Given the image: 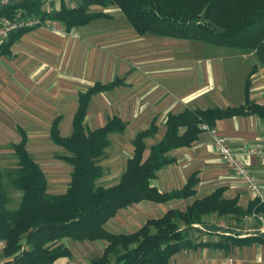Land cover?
Masks as SVG:
<instances>
[{"label":"crops","instance_id":"1","mask_svg":"<svg viewBox=\"0 0 264 264\" xmlns=\"http://www.w3.org/2000/svg\"><path fill=\"white\" fill-rule=\"evenodd\" d=\"M37 1L39 9L47 12L58 10L62 2ZM63 1L65 5L74 6L78 0ZM110 10L109 7L93 5L89 11L101 12L103 16L80 27H73L67 34L59 21H55L49 28L40 26L27 29L13 36L11 43L4 49L5 52L0 54V170L6 165H14L13 146L24 136L28 156L45 175L46 194L54 196L66 191L69 177L60 176V171H55L54 177L48 178L47 168L43 170V140L53 148L65 151L52 143L50 127L55 123L61 136H70L73 114L79 105L78 97L96 84L109 85L110 88L89 95L82 125L86 130L94 131L113 117H118L125 129L120 134L113 132L107 136L109 145L104 150L105 159L101 160H107L105 154L113 156L111 140L116 136L121 137L128 140L124 148L125 154L124 151H115V154L124 156V161L119 162L122 168L132 155L131 139L140 130L147 129L153 118H156L155 125L159 128L160 138L165 131L164 121L170 113L178 115L183 109L204 111L207 108L241 107L245 103V78L248 75V100L259 107L264 105V66L258 63L253 51H245L247 53L244 54L239 52L254 60L255 64H251V61L244 64H224L210 60L211 58H206L208 60L204 64H184L182 58L177 63L175 54H170V51L164 52L170 59L168 63H153L150 57L149 60H145L144 56L140 57V53L144 52L142 47H138L139 42H144L143 39L148 38L146 35L149 33L144 36L134 32L121 11L117 9L119 13L114 18ZM15 11L17 13L20 10ZM96 19L100 21L97 22ZM118 19L123 22L121 28L116 26ZM150 36L157 37L154 34ZM137 55L144 63L141 64L147 72L146 77H141V73L128 71V67L133 65L129 61H136ZM214 123L215 134L224 136L233 149H256L263 143L261 134L264 118L257 114L219 118ZM150 140L153 139H146V143ZM212 145L213 137L209 133L197 132L189 146L183 145L167 151L166 156L171 160L156 172L151 182L158 192L168 194L181 190L192 177L196 179L192 187L195 192L193 197L173 198L164 203L148 200L132 203L125 209L118 210L114 217L106 221L107 231L112 234L137 231L148 221L155 220L170 209L182 211L190 202L207 197L218 189L222 191V197L236 198V204L243 213L246 212L253 200L252 194L244 190L230 175L228 167L219 160ZM148 154L147 146L143 155L146 157ZM57 158L58 167L63 165L69 169L64 160L59 156ZM115 159L118 157L114 156L109 162ZM248 162L250 171L264 189V160L252 156ZM115 174L110 179L117 182L123 173ZM100 178L97 181L99 184ZM15 205L14 203L11 207L14 208ZM210 213L223 219L217 224L221 227L227 216L239 217L235 220L236 223L244 226L247 222L244 218L247 214L243 213L237 217L229 213L221 216L215 212ZM210 213L201 215L203 222L209 219ZM258 214L264 216V213ZM230 222L236 225L235 222ZM197 226L198 223L191 225L192 228ZM256 234L264 236L259 230L251 233ZM251 235L232 236L233 239L225 237L224 241H193L188 247L171 254L168 261L169 264H264L263 244L257 241L247 244L233 242L234 239ZM69 240L63 237L53 244L55 247L63 246L70 255L56 259L52 264H87L88 258L96 255L95 252L101 256L106 243L76 240L74 243ZM6 258L8 263L12 256Z\"/></svg>","mask_w":264,"mask_h":264},{"label":"trees","instance_id":"2","mask_svg":"<svg viewBox=\"0 0 264 264\" xmlns=\"http://www.w3.org/2000/svg\"><path fill=\"white\" fill-rule=\"evenodd\" d=\"M61 1L59 9L53 12L39 9L37 0L12 2L0 10V17L12 18L15 10H20L23 17L61 22L67 34L71 28L103 16L101 12L89 11L93 5L101 8L113 5L138 34L210 42L241 52L251 50L258 63L264 66V0H78L74 6ZM27 29L31 28L9 34L0 45V54L5 52L13 36ZM248 76L245 78V103L241 107L207 108L204 111L183 109L178 115L168 114L163 124L164 133L148 147L149 154L144 157L146 139H153L159 131L156 118H153L147 129L140 130L131 139L132 155L125 162L123 174L109 187L97 182L103 174L99 162L109 145L107 136L113 132L122 133L124 124L118 117H113L94 131L86 130L82 125L89 95L106 90L109 85L96 84L78 97L70 136H61L55 123L50 127V139L65 149L66 155L59 157L71 170L68 188L60 195L46 194L45 175L28 156L22 136L13 146L14 165H6L0 170V239L5 242L4 256H12L8 263L52 264L54 260L70 255L63 246H53L66 237L72 241L106 242L101 256L90 259L87 264H169L171 254L191 243L187 230L181 229V222L189 228L202 220L201 215L210 212L218 216L242 214L236 198H224L218 189L207 197L194 200L183 211L170 209L137 231L112 234L105 227L106 221L118 210L132 203L142 200L164 203L173 198L194 196L192 187L196 179L192 177L181 190L168 194L158 192L151 182L156 172L171 160L166 156L167 151L189 146L195 134L200 132L199 124L214 127L219 118L249 113L264 118V105L259 107L247 98ZM10 203L16 204L14 208ZM253 209L264 213V203L258 205L253 199L243 214H249ZM252 241L264 245V236L256 234L233 240L236 244Z\"/></svg>","mask_w":264,"mask_h":264},{"label":"rangeland","instance_id":"3","mask_svg":"<svg viewBox=\"0 0 264 264\" xmlns=\"http://www.w3.org/2000/svg\"><path fill=\"white\" fill-rule=\"evenodd\" d=\"M107 7L111 9L110 11H111L112 17L118 16L119 12L117 11V8L115 6L108 5ZM96 21L98 22L100 21V19H96ZM125 21L127 22V20ZM122 23L123 22L121 21V19H118L116 26H119L121 28ZM150 35L151 34L146 35V37L148 36V38H144L143 39L144 42H139L138 47H142V50L144 52V53H140V57L144 56V58H146L145 60H149L148 58L150 57L151 58L150 60H152L153 63H157V64L168 63V60L170 59L164 53L167 51H170L169 52L170 54H175V57H176L175 61L177 60V63H179L178 61H180L179 60L180 58L184 59L185 61V62L183 61L184 64H190V63L204 64L207 62L209 58H211L210 60H215L217 63H224V64H231V63L244 64V63H249L250 61H251L250 62L251 64L256 63L254 60H250L248 56L246 55L242 56V53L243 54L247 53L245 52L246 50L240 54V52L236 48H232V47L224 48V46H218V45L214 46V45H211L210 43L197 42L196 40H183V39H178V38L170 39L169 37H151ZM154 41L156 42V44ZM151 52L153 53V55H151L152 54ZM129 63L133 64L132 66L128 67L129 72H133L134 74L141 73V77H146L147 72H145V70L143 69L142 67L143 65L141 64L143 63V61H140V59L138 58V55L136 56V61H131V62L129 61ZM45 134L46 132L44 131V137H45ZM158 136H160V132L156 134L153 140L148 141L146 143V146L148 147L153 146V144L156 143V140H158ZM111 141H113V145L111 148L113 156L111 157V155L109 156V154H105L107 155V160H104L105 158L102 157L104 159L99 162L100 165L104 168V176L100 178L101 180H100L99 185H103L107 187L114 185V182H115L110 179V176H113V174L115 173L122 174L125 170V167H123L124 168L123 169L122 165L119 164L120 161H124V159L122 158L124 156L115 154V151L116 150H119L120 152L124 151L123 154H125L124 148H126V145H127L126 143L128 140H125V139H122L121 137L116 136L115 138H112ZM43 144H44L43 170L47 168L46 175L49 176L48 178L54 177L55 171H58V172L60 171L61 173L59 174L60 176L63 175L65 177H70L71 170L69 166H68L69 169L68 168L66 169V167L63 165L61 167L57 166L58 165L57 156L61 155L60 153H63L66 155L65 151H63L61 148H53L51 145L47 144L45 140H43ZM119 151H116V152H119ZM114 156H117L118 159L113 160V162H109L110 159H112ZM47 162L50 165H48ZM56 166H57V170L55 168ZM192 202H190L189 205L187 204L183 210H185L187 206H191ZM208 218L209 219H207V221L203 222V220H201L197 222L199 224L197 228H192V227L185 228L186 226H184V222H181L182 224L181 229L187 230L188 232L187 236L190 237L191 242L201 240V239L206 240L207 242L209 241L211 242L214 239H217V240L223 239L222 241H224L225 237L232 238V236L237 237L238 235H243V234L245 236H249L251 235V233H257L258 231V230H252V229H256L259 227L257 220L255 219L248 220L247 215L244 216V218H246L247 220L245 226L244 224L241 225L239 223H236L239 217L237 218H230L229 216L225 217L224 226L222 227L217 224H220L219 221L223 219L216 218L214 213H210V215H208ZM228 220L235 222L236 225L235 226L232 225V223ZM71 242L75 243V241H71ZM100 242H105V241H98V243ZM95 253L96 255L88 258L89 259L88 262L90 261V259L94 257L96 258L99 257V254H97V252Z\"/></svg>","mask_w":264,"mask_h":264},{"label":"built area","instance_id":"4","mask_svg":"<svg viewBox=\"0 0 264 264\" xmlns=\"http://www.w3.org/2000/svg\"><path fill=\"white\" fill-rule=\"evenodd\" d=\"M21 2L23 0H0V10L12 2ZM55 21L46 19L33 18V16L23 15L18 11L12 18H6V16L0 17V45L3 44L9 37V34L15 30H22L26 28H36L40 26H53ZM71 32V30L69 31ZM68 32V33H69ZM200 132L209 133L213 137V150L219 157V160L224 163L228 169L230 175L236 179L244 190H247L252 194V199H255L258 205L264 203V189H262L258 178L250 171L248 165L249 158L255 156L258 160H264V124L262 129L263 143L260 148H248V149H233L230 142L224 136H218L215 134L213 127L207 124L198 125ZM247 219H255L259 224V232L264 234V216L258 214L253 209L247 214ZM5 242L0 239V264H8L7 258L3 254V248Z\"/></svg>","mask_w":264,"mask_h":264}]
</instances>
